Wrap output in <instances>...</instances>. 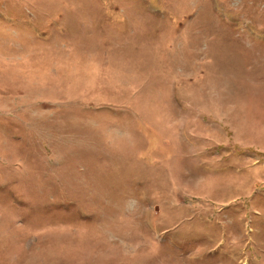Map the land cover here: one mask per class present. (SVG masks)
I'll use <instances>...</instances> for the list:
<instances>
[{"label": "rangeland", "instance_id": "374dc122", "mask_svg": "<svg viewBox=\"0 0 264 264\" xmlns=\"http://www.w3.org/2000/svg\"><path fill=\"white\" fill-rule=\"evenodd\" d=\"M0 264H264V0H0Z\"/></svg>", "mask_w": 264, "mask_h": 264}]
</instances>
